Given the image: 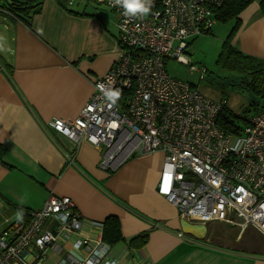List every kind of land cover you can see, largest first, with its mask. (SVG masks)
<instances>
[{
  "label": "crops",
  "instance_id": "crops-1",
  "mask_svg": "<svg viewBox=\"0 0 264 264\" xmlns=\"http://www.w3.org/2000/svg\"><path fill=\"white\" fill-rule=\"evenodd\" d=\"M85 1L94 4L67 0L62 6L56 0H39L28 22L11 20L3 25L0 228L5 227L4 218L26 227L29 214L55 195L75 204L84 237L103 240V223L117 220L121 238L109 245L103 240L109 250L101 264H264V236L254 228L211 223L202 225L203 233L196 229L201 224L182 218L157 193L162 153L133 155L116 168L102 169L103 147L85 140L75 144L49 126L79 115L95 80L116 58L115 19H106L101 5L90 4L89 10ZM250 1L230 41L243 54L264 60L263 0ZM224 108L236 119L229 103ZM20 210L28 216L18 219ZM45 224L56 233L54 219ZM144 235L146 240L140 243ZM75 240L58 238L55 246L47 247L42 264H58L67 255L83 260L86 254L74 246ZM34 257L32 251L23 253L26 262Z\"/></svg>",
  "mask_w": 264,
  "mask_h": 264
},
{
  "label": "built area",
  "instance_id": "built-area-1",
  "mask_svg": "<svg viewBox=\"0 0 264 264\" xmlns=\"http://www.w3.org/2000/svg\"><path fill=\"white\" fill-rule=\"evenodd\" d=\"M226 1L150 0L144 4L150 8L147 14L132 15L115 0H94L117 16L115 61L95 80L76 118L49 126L75 144L85 140L103 147L102 169L116 168L133 155L162 153L156 190L182 218L201 225L252 227L264 236V109L238 114L241 126L233 121L224 127L220 113L226 100L207 98L171 78L165 68L169 59L188 64L183 56L187 41L211 32L214 12ZM100 85L119 91L114 104ZM29 216L24 228L3 219L0 264H42L47 247L58 238L76 237L74 246L86 254L83 260L67 255L58 264H101L108 253L100 237L81 235L83 220L68 197L51 195ZM48 219L56 221L55 234L44 227ZM25 251L35 254L32 262L23 259Z\"/></svg>",
  "mask_w": 264,
  "mask_h": 264
},
{
  "label": "rangeland",
  "instance_id": "rangeland-1",
  "mask_svg": "<svg viewBox=\"0 0 264 264\" xmlns=\"http://www.w3.org/2000/svg\"><path fill=\"white\" fill-rule=\"evenodd\" d=\"M85 2L87 3L89 10L92 9L91 5L96 4L93 2L94 4L90 3V5L87 1ZM7 3L6 0H0L1 6L6 5ZM100 8L102 11H105L103 12V15L106 19L110 16L109 19H111L112 22H114L115 19L116 23L117 16L115 14L112 15V13L109 12L110 10L105 6H100ZM8 22L2 15H0V46L3 41V36L1 35V32L4 31L3 25L8 24ZM233 22V20L224 23L217 22L210 33L202 35L194 40L187 41L189 45L183 56L188 64L169 59L166 61L165 68L171 78L197 87L200 92L207 94V97L210 96V99L215 100L214 98H217L218 96L226 99L227 104L229 103L234 114H241L242 116L253 115L264 109V103L257 99L250 100L246 91L243 90L242 87H223L209 78L211 75L222 80L229 78L239 79L237 74L220 69L216 63L223 47V42L228 38L234 25ZM194 70H200V72ZM201 72H204V79L202 80H200ZM256 101L258 104L255 103ZM248 104L249 107L242 109ZM233 120L236 125H242L240 120Z\"/></svg>",
  "mask_w": 264,
  "mask_h": 264
},
{
  "label": "trees",
  "instance_id": "trees-1",
  "mask_svg": "<svg viewBox=\"0 0 264 264\" xmlns=\"http://www.w3.org/2000/svg\"><path fill=\"white\" fill-rule=\"evenodd\" d=\"M8 3L1 6L0 9L6 13L0 12L5 20H22L25 22L39 5V0H6ZM59 5L64 6L67 0H56ZM250 0H227L218 10H216L215 18L218 22H228L233 20V27L229 36L223 42L218 60L216 61L220 69L235 73L242 80V89L251 93L255 99L264 103V60H260L249 55L243 54L237 50L231 43V35L235 32L239 25L240 14L250 5ZM264 11V0L260 4ZM251 105V103H250ZM235 116L225 108L220 113V124L228 128L232 124ZM22 217L26 218L28 213L20 210ZM147 235L140 237V243L145 242ZM103 240L108 244H113L120 240L119 225L116 219H108L103 223ZM108 244V245H109Z\"/></svg>",
  "mask_w": 264,
  "mask_h": 264
},
{
  "label": "clouds",
  "instance_id": "clouds-1",
  "mask_svg": "<svg viewBox=\"0 0 264 264\" xmlns=\"http://www.w3.org/2000/svg\"><path fill=\"white\" fill-rule=\"evenodd\" d=\"M150 4V0H115V4L122 6L125 9L126 14L135 15L136 13L147 14L150 10L149 7H144V4ZM102 91H104V95L112 101L114 104L116 100L119 98V91H112L110 89L106 90L104 85L99 86ZM17 218L22 219V214L17 213Z\"/></svg>",
  "mask_w": 264,
  "mask_h": 264
},
{
  "label": "water",
  "instance_id": "water-1",
  "mask_svg": "<svg viewBox=\"0 0 264 264\" xmlns=\"http://www.w3.org/2000/svg\"><path fill=\"white\" fill-rule=\"evenodd\" d=\"M209 78L211 80H213L215 83H217L221 86H224V87H241V85H242V80H240V79L229 78L225 81H222V80H220L214 76H211V75L209 76ZM246 93H247L248 97L250 98V100L255 99V97L251 93H249L248 91H246ZM255 103L258 104L257 101ZM196 229L201 230L203 233L205 232V228L202 225L197 226Z\"/></svg>",
  "mask_w": 264,
  "mask_h": 264
}]
</instances>
